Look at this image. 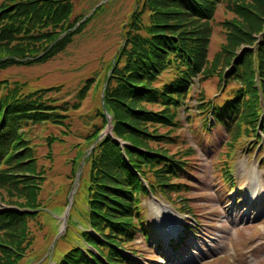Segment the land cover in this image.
Listing matches in <instances>:
<instances>
[{
    "label": "rangeland",
    "instance_id": "374dc122",
    "mask_svg": "<svg viewBox=\"0 0 264 264\" xmlns=\"http://www.w3.org/2000/svg\"><path fill=\"white\" fill-rule=\"evenodd\" d=\"M69 1L73 4L72 20L81 17L70 30L84 25L82 32L73 37L66 49L55 51L45 62L43 59L37 64L15 66L9 65V60H6L2 61L5 64L0 68V98L17 86L23 93L38 90L46 104L52 102L60 107L49 110V121L43 125H32L28 133L30 146L35 148L41 174L45 178L38 180V184L43 188L38 197L35 192H27L25 196L31 193L34 199H38L42 205H39L40 210L44 211V214L39 213L36 218H29L27 225L17 230V234L20 231L24 233L20 234L22 238L17 241L12 239L11 242L4 235L6 231H0L3 247H0V264L7 262V246L12 250V260L20 258L18 264H56L76 245L87 247L78 236L84 231L93 232L84 220V209L87 208L85 199L88 196L82 182L83 178L88 177V172L84 173L85 169L88 171L87 167L85 168V159L91 155L97 143L110 136V130H114L111 116L103 106L104 92L123 45L128 46L130 38L144 37L147 30L142 25L149 27L156 17L145 8L144 0ZM242 7L249 9L247 13ZM136 13L140 14L143 21L141 25L140 20L134 25ZM167 21L170 25L185 22L178 15L173 18L168 16ZM208 24L210 29H205L203 34H209L202 67V70L204 67L206 70L192 76V89L185 94L183 104L177 112L176 122L179 125L172 127L170 135L168 127L159 126L158 134L167 135L169 138H159L148 143L156 149L162 146L164 139L167 144L163 147L171 152L184 153L188 148L194 151L187 156L183 155L188 163L189 173L173 180L174 183L187 187L180 193H172L170 198L159 195L142 198V214L152 239L147 242L138 235L131 245H127L140 254V257L136 258L137 264H173L167 261V255L164 256L166 251H169L165 245L170 238H176L185 225H190L195 232L183 240L190 247L185 248V264H264V216L254 221L241 222L243 215L238 214L235 220H231L229 214L234 207L233 202L225 204L228 197H232L237 190H242L238 187L240 183L248 199L252 191L251 178L254 173L258 174L259 186L261 187L262 183L264 189V134L259 130V138L249 140L242 137L240 143L236 144L231 171L236 176L237 183L230 185L222 180L221 170L224 163L222 160H226L230 151L225 144L230 140V136L223 125H216L215 122L209 125L208 122L209 116L212 117L211 107L227 105V100H232L244 86L240 79L229 78L228 73L232 69L230 66L235 65L238 58L257 51L259 44L264 40V0H223L217 5L214 17L210 18ZM234 25L251 35L252 41L240 39L236 35L231 41L229 35L234 32ZM65 33L67 32L57 38L61 39ZM52 40L41 42L42 46L37 51L41 48H45V51H40L35 60L42 59L48 54L46 50L50 51L54 47L57 40ZM11 53L21 54L13 50ZM226 60L232 64L227 65ZM253 69L256 85L262 88L258 67ZM234 73L232 72L231 76ZM167 78L171 77L166 75L163 80ZM85 85L87 88H84ZM55 89H58V92ZM261 91L260 89V94ZM145 106L148 111L160 110L158 105ZM262 108L264 119L263 105ZM102 112L107 116L106 124L102 122ZM95 130L99 131V136L92 143L90 138ZM119 141L123 146L126 145L121 139ZM80 155L82 159L79 161ZM73 160L80 162L75 176L73 173L76 165ZM23 196L18 195L16 191L7 193L0 187V213L13 208L14 202L27 205L29 202ZM179 198L188 200L192 214L180 210L183 205L178 201ZM64 200L66 205L62 207ZM51 203L59 208L55 206L50 209ZM32 204L35 206V203ZM74 204L77 208L72 210ZM159 205L169 207L172 214H176L175 221L171 222V219L164 222V213L158 216V212L154 210L158 209ZM70 224L78 231L73 235L74 243L66 242L72 239ZM158 243L165 245L163 248L158 245V249ZM257 243L259 249H255Z\"/></svg>",
    "mask_w": 264,
    "mask_h": 264
},
{
    "label": "trees",
    "instance_id": "16d2710c",
    "mask_svg": "<svg viewBox=\"0 0 264 264\" xmlns=\"http://www.w3.org/2000/svg\"><path fill=\"white\" fill-rule=\"evenodd\" d=\"M222 2L144 0L145 8L156 16L155 20L149 27L142 25L147 30L144 37L130 38L128 46L123 45L103 99L105 110L113 118L114 135L126 145L122 146L111 136H106L86 157L85 168L88 171L85 169L84 173L88 172V177L82 179L88 194L84 220L94 232L84 231L78 236L90 249L76 245L56 264H137L135 257H140V254L127 245H131L138 235L147 242L151 238L142 214V198L150 193L170 198L172 193H180L187 187L173 180L189 173L183 155L194 151L188 148L184 153L171 152L163 147L167 144L164 139L169 137L159 135L157 130L159 126L168 127L170 135L172 127L179 125L176 122L177 111L192 87V76L206 70L205 67L202 70V67L209 34H203L205 29H210L208 21L214 17L217 5ZM242 8L246 13L249 10ZM174 15L185 22L170 25L168 16L173 18ZM72 16L73 4L69 0H0V68L4 67L6 60H9V65L15 66L37 64L43 59L45 62L55 51L66 49L73 37L82 32L84 25L70 30L81 19L76 17L72 20ZM137 20H140V25L143 23L139 13L134 15V25ZM239 28L234 25L229 39L233 41L236 35L252 41L251 35ZM63 32L67 33L58 39L57 36ZM53 38L57 40L54 47L46 50L48 54L42 59L35 60L40 51H45V48L37 51L42 46L41 42ZM12 50L21 54H12ZM226 64L230 66L232 62L226 60ZM256 66L262 88L256 85L253 69ZM230 67L229 78L240 79L244 86L232 100H227V105L211 107L210 113L216 124H222L230 136V140L225 142L230 151L226 160H222L221 170L223 179L233 183L230 158L236 144L240 143L242 137L249 140L259 138V130L264 133L261 113L264 106V40L257 51L238 58L236 64ZM232 72H235L233 76ZM166 75L171 78L163 80ZM16 87L0 98V187L7 193L16 191L20 196L23 194L29 203L14 202L13 208L0 213V231H6L4 235L11 242L12 239L17 241L22 238L20 234H24L23 231L17 234V230L26 226L29 218L44 214L38 199H34L31 193L25 196L27 192H35L38 197L43 190L38 180L45 178L41 174L35 148L30 146V127L45 124L49 121V110L60 108L52 102L46 104L38 90L23 93ZM55 91L58 92V89ZM148 104L158 105L160 110L148 111L145 106ZM101 115L102 122L106 124L107 116L103 112ZM93 133L90 138L92 143L98 138L99 131ZM159 138H164L162 146L154 149L148 145L149 141ZM80 151L83 153L82 148ZM82 155L80 158L78 156L79 161ZM79 161L73 160L76 165L74 176ZM178 201L182 202V212L191 213L186 198H179ZM65 202L62 207L66 205ZM55 206L59 208L49 204L50 209ZM75 208L74 204L72 210ZM72 225V239L66 240L69 243H74L73 235L78 233ZM188 227L186 233L191 231V227ZM1 244L2 240L0 247ZM5 248V253L8 252L7 262L1 264H18L20 258L12 260V250L8 246Z\"/></svg>",
    "mask_w": 264,
    "mask_h": 264
},
{
    "label": "bare ground",
    "instance_id": "6f19581e",
    "mask_svg": "<svg viewBox=\"0 0 264 264\" xmlns=\"http://www.w3.org/2000/svg\"><path fill=\"white\" fill-rule=\"evenodd\" d=\"M253 175V178H251L252 179V187H253V192L254 193H258L259 191L258 190H261V187L259 186L260 185V180L257 178L258 177V174H252ZM252 177V176H251ZM155 211H157L158 212V216H160L161 215V213H164V217H165V219H164V222L166 221V220H171V222H173V221H175V215L174 214H172V212L170 211V209H169V207H167L166 205H159L158 206V209L157 208H155L154 209ZM163 221V220H162ZM164 225V224H163ZM170 227V226H169ZM167 233V232H166ZM168 238V237H167Z\"/></svg>",
    "mask_w": 264,
    "mask_h": 264
},
{
    "label": "water",
    "instance_id": "95a60500",
    "mask_svg": "<svg viewBox=\"0 0 264 264\" xmlns=\"http://www.w3.org/2000/svg\"><path fill=\"white\" fill-rule=\"evenodd\" d=\"M110 128H112V127L110 126ZM110 132H111V130H110Z\"/></svg>",
    "mask_w": 264,
    "mask_h": 264
}]
</instances>
